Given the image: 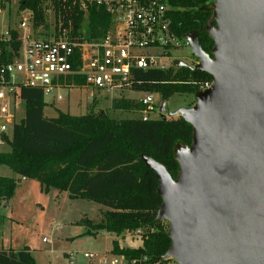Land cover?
Instances as JSON below:
<instances>
[{
	"label": "trees",
	"instance_id": "1",
	"mask_svg": "<svg viewBox=\"0 0 264 264\" xmlns=\"http://www.w3.org/2000/svg\"><path fill=\"white\" fill-rule=\"evenodd\" d=\"M57 9V0H51ZM212 0H169L174 7L173 27L179 36L190 30L198 32L201 48L209 52L212 41L202 27L211 14L208 9ZM10 0H0L5 8ZM45 0H19L18 9H27L32 15V28L48 30L44 12ZM87 39L105 35L112 17L104 9L90 6L86 12L65 14ZM57 19V14H55ZM76 33V32H74ZM16 31H11L16 49ZM133 90L155 91L167 99L175 93L192 94L212 77L190 66H171L167 69H147L136 72ZM83 84L81 78L74 80ZM18 100L24 103L23 117L10 127V136L1 138L9 150L0 152V164L7 165L14 173L24 178H35L47 191L56 188L67 191L70 198H83L103 205L98 221L81 218L78 222L86 227L85 234L95 235L99 230L122 235L141 228L143 242L130 249L112 242L116 254H146L158 259L167 251L170 239L167 223L156 220L162 202L156 192L157 178L153 169L147 167L141 154H147L163 164L171 177H175L178 164L173 157L176 142L190 143L192 127L179 116L158 119L141 117L116 119L104 111L72 115L58 111L54 117L45 116L42 90L22 87L17 92ZM139 103H128L137 108ZM13 177L0 176V199L9 200L15 191ZM152 229V231H150ZM0 264H34L30 251L0 249Z\"/></svg>",
	"mask_w": 264,
	"mask_h": 264
},
{
	"label": "water",
	"instance_id": "2",
	"mask_svg": "<svg viewBox=\"0 0 264 264\" xmlns=\"http://www.w3.org/2000/svg\"><path fill=\"white\" fill-rule=\"evenodd\" d=\"M208 9L202 30L212 41L209 52L190 30L183 38L198 61H173L212 77L193 92L191 106L167 113L192 127L190 143L178 141L172 150L176 176L141 154L162 199L155 218L168 225L162 257L264 264V0H212Z\"/></svg>",
	"mask_w": 264,
	"mask_h": 264
},
{
	"label": "built area",
	"instance_id": "3",
	"mask_svg": "<svg viewBox=\"0 0 264 264\" xmlns=\"http://www.w3.org/2000/svg\"><path fill=\"white\" fill-rule=\"evenodd\" d=\"M44 4L45 15L52 18L44 36L34 34L31 12L28 19H20L18 27L0 31V134L6 133L15 121L16 94L22 87L39 88L43 95L50 94L55 99H61L59 89L78 86L74 81L77 77L82 79V85L109 93L133 89L138 83L137 71L173 66L178 58L172 52L182 42L187 44L173 27L174 7L169 0H57V9L51 0ZM90 6L104 9L112 17L105 35L93 40L81 35L70 17L65 25L60 18L62 11L76 14L86 12ZM11 31L17 32L16 49L11 46ZM209 84L204 82L199 89ZM137 102L144 107L140 115L143 120L162 118L163 114L166 118L167 114L160 111L161 100H154L153 91H144ZM121 236L139 244L119 247L133 249L142 245L141 228ZM162 256L153 259L146 254H116L112 248L105 252L65 253L67 264H178L173 256Z\"/></svg>",
	"mask_w": 264,
	"mask_h": 264
},
{
	"label": "rangeland",
	"instance_id": "4",
	"mask_svg": "<svg viewBox=\"0 0 264 264\" xmlns=\"http://www.w3.org/2000/svg\"><path fill=\"white\" fill-rule=\"evenodd\" d=\"M18 1L10 0L5 8L0 7V31L18 27L22 17L28 19L30 11L19 10ZM51 20V16L47 15L48 29ZM41 31L44 30L39 27L34 30V34L42 36ZM172 56L190 66L198 61L185 42L172 52ZM143 92L125 89L109 93L82 84L64 87L58 90L61 99H55L50 94L43 95L46 103L43 113L45 116L54 117L58 111L72 115L104 111L109 117L116 119L140 117L144 107L139 103V107L132 108L128 103L137 102ZM154 100L165 102L164 113L167 114L178 107L191 106L194 96L193 93H175L163 99L161 94L154 91ZM23 114L24 103L17 99L15 120L19 121ZM2 122L0 117V124ZM5 134L10 136V125ZM8 150L9 145L2 139L0 152ZM0 176L13 177L17 184L8 201L0 199V249L25 247L30 251L34 264H67L65 253L69 251L105 252L112 248L113 241L120 246L139 244V241L130 243L126 237L105 230H99L95 235L84 233L86 227L78 220L85 217L98 221L102 211L106 209L99 203L83 198H70L67 191L61 192L53 187L45 191L35 178L21 177L5 164H0Z\"/></svg>",
	"mask_w": 264,
	"mask_h": 264
},
{
	"label": "bare ground",
	"instance_id": "5",
	"mask_svg": "<svg viewBox=\"0 0 264 264\" xmlns=\"http://www.w3.org/2000/svg\"><path fill=\"white\" fill-rule=\"evenodd\" d=\"M163 102H164V101H163ZM163 102H161V104H162ZM161 104H160V107H161Z\"/></svg>",
	"mask_w": 264,
	"mask_h": 264
},
{
	"label": "crops",
	"instance_id": "6",
	"mask_svg": "<svg viewBox=\"0 0 264 264\" xmlns=\"http://www.w3.org/2000/svg\"><path fill=\"white\" fill-rule=\"evenodd\" d=\"M2 135V134H1ZM8 201V200H7Z\"/></svg>",
	"mask_w": 264,
	"mask_h": 264
}]
</instances>
